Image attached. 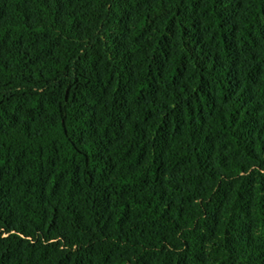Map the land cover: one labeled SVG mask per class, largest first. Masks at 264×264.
Instances as JSON below:
<instances>
[{
	"label": "trees",
	"instance_id": "obj_1",
	"mask_svg": "<svg viewBox=\"0 0 264 264\" xmlns=\"http://www.w3.org/2000/svg\"><path fill=\"white\" fill-rule=\"evenodd\" d=\"M0 264H264V0H0Z\"/></svg>",
	"mask_w": 264,
	"mask_h": 264
}]
</instances>
